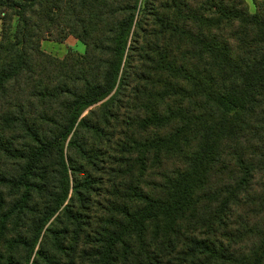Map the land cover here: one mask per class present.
Listing matches in <instances>:
<instances>
[{"label": "trees", "instance_id": "obj_1", "mask_svg": "<svg viewBox=\"0 0 264 264\" xmlns=\"http://www.w3.org/2000/svg\"><path fill=\"white\" fill-rule=\"evenodd\" d=\"M0 264H264V0H0Z\"/></svg>", "mask_w": 264, "mask_h": 264}, {"label": "rangeland", "instance_id": "obj_2", "mask_svg": "<svg viewBox=\"0 0 264 264\" xmlns=\"http://www.w3.org/2000/svg\"><path fill=\"white\" fill-rule=\"evenodd\" d=\"M249 8L251 13H255L257 11V0H244ZM14 30V27H13ZM42 49L45 53L57 57L59 59L65 58V56L70 52H74L75 54L83 55L86 52L85 46L77 41L74 38H69L64 43H56L53 41H44L42 43Z\"/></svg>", "mask_w": 264, "mask_h": 264}, {"label": "crops", "instance_id": "obj_3", "mask_svg": "<svg viewBox=\"0 0 264 264\" xmlns=\"http://www.w3.org/2000/svg\"><path fill=\"white\" fill-rule=\"evenodd\" d=\"M69 40V39H68Z\"/></svg>", "mask_w": 264, "mask_h": 264}]
</instances>
